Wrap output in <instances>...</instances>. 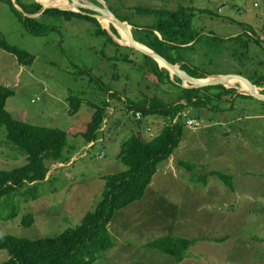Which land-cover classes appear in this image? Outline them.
I'll use <instances>...</instances> for the list:
<instances>
[{
	"label": "rangeland",
	"instance_id": "obj_1",
	"mask_svg": "<svg viewBox=\"0 0 264 264\" xmlns=\"http://www.w3.org/2000/svg\"><path fill=\"white\" fill-rule=\"evenodd\" d=\"M47 1L50 0H43ZM95 1L97 5L74 0V6L80 9L83 5H96L126 19L137 29H147L156 21L153 15L138 14L139 9L190 8L195 12L192 25L200 38L193 49L179 52L190 62L188 72L202 77L264 75V0ZM199 10L206 11L200 14ZM49 21L57 31L33 36L0 1V38L34 58L30 65L22 66L13 55L0 49V85L14 93L6 102V112L24 114L25 121L35 127L64 131L84 129L95 105L107 103L114 114L108 117L106 131L92 146H86L80 136L68 137L64 153L73 147L69 155L75 159L67 165L51 164L47 181L37 190L32 189L37 195L35 199H14L16 217L0 220V237L37 239L77 226L99 200L104 186L102 178L126 170L118 155L124 142L137 134L138 124L145 120L136 122L120 99L138 104L157 97L176 104L181 95L177 84L158 83L151 64L142 63L139 53L116 48L106 37L97 35L92 21ZM106 23L102 26L111 32ZM124 24L131 36L138 38L139 33L132 32L134 28L127 22ZM248 28L254 34L248 40L257 39L260 47L253 43H248V49L240 47L243 38L248 37L242 33ZM241 34L243 40L236 39ZM116 40L123 45L120 36ZM126 56L130 58L128 63L123 61ZM111 57L116 59L110 60ZM226 87L239 88V83ZM109 88L115 95L107 93ZM263 89L254 91L261 94ZM76 99L81 105L72 116L67 111ZM230 100L219 107L228 110L232 104L231 111L211 113L210 120L197 119L199 126L195 130L185 127L171 156V167L170 160L160 164L142 200L116 212L109 226L114 247L99 255L94 264H264V105L251 98ZM151 118L159 122V127L151 135L141 130L144 140L158 135L168 123L158 116L146 120ZM189 118L186 113L181 119L184 126ZM5 134L1 127L0 170L24 165L25 157L6 143ZM179 162L195 165L196 174L181 168ZM209 172L230 176L232 186L217 177H209L207 185L194 181L196 175ZM27 214L32 215L33 223L24 228L21 221ZM186 223L190 228L201 227L195 233L186 232L181 228ZM164 235L194 240L182 261L175 262L174 257L147 247V243ZM115 247L122 253L119 259L109 253ZM126 253L128 257H122ZM7 259V252L0 251V263Z\"/></svg>",
	"mask_w": 264,
	"mask_h": 264
},
{
	"label": "trees",
	"instance_id": "obj_2",
	"mask_svg": "<svg viewBox=\"0 0 264 264\" xmlns=\"http://www.w3.org/2000/svg\"><path fill=\"white\" fill-rule=\"evenodd\" d=\"M0 1L9 7L22 27L33 36L41 37L57 31L56 26L51 24L49 20L86 19L96 25L97 35L106 37L108 43L116 48H121V45L109 36V32L97 20L87 15L47 9L39 17L31 18L27 16L38 15L42 11V6L34 0H15L14 3L12 0ZM88 1L98 4L95 0ZM42 3L44 4V2ZM15 5L22 12L18 11ZM80 10L90 14L94 13L91 10ZM205 11L199 10L198 13L202 14ZM137 13L144 16L153 15L156 21L153 26L147 29H137L126 19L116 16L118 20L123 23L127 22L132 29L134 28L137 31L135 32L133 29L132 32L139 33V36L137 35L138 38L132 35L135 42L154 51L170 64L178 65L182 71L193 78L206 79L210 77L196 76L195 73L188 72L190 62L185 60L184 56L179 53L184 49H193L200 38L199 33L192 25L195 16L194 10L182 6L175 11L139 9ZM248 29H244L242 33L248 36L247 38L244 37L243 40L242 34L236 37V39L243 40L240 47L248 49V43H253L260 47L261 43L257 39L248 40L249 37L252 38L254 36L250 32L251 29ZM110 30L117 37V32L111 25ZM0 49L13 55L18 64L22 66L30 65L34 60L26 51L8 45L2 38H0ZM136 52L146 62L148 61L151 64L150 70L158 80V83L169 81L170 75L166 69L160 68L147 55ZM128 57L123 58L124 63L130 62ZM111 59L115 60L116 57H111ZM245 78L256 88H264V75ZM174 81L175 84H181V81L176 77H174ZM179 89L181 95L177 97L176 104L174 102L165 103L157 97L143 99L138 104H131L127 101V111L136 122H141L150 116H158L168 120V123L162 127L158 135L149 141L142 139V136L137 133L124 142L118 159L126 167V170L102 178L104 186H102L103 190L99 200L92 211L83 215L77 226L68 228L58 235L37 239L13 236L0 237V251H6L8 254V259L0 264H94L99 255L114 246L109 226L116 212L142 200L148 188L147 186L151 184L153 178L158 174L159 165L169 160L178 147L185 129L184 124L181 122L185 114H191L192 109H203L208 111V116L206 118L203 115L202 120H210L211 113L225 114L228 110L231 111L233 109L232 104L228 110L221 109L219 107L220 103H229L230 99L238 97L251 98L244 95H236L234 89H226L222 86L192 89L179 86ZM107 90L109 94L110 88ZM261 94L264 95V89ZM13 95L14 93L10 88L0 85V128L3 127L5 129L6 143L21 156L25 157L26 163L10 170H0L1 221L13 220L16 217V209L12 207L16 197L24 196L26 199H35L37 197L36 194L32 193V189H36L41 183L45 182L51 164L62 165L71 161L72 156L69 154L73 147L70 146L66 150L67 154L64 153L68 145L67 139L69 136H80L86 146L93 144L97 141L99 135L103 133L102 128L108 118V105L106 103L101 106H94L91 119L85 123V128L80 131L35 127L25 121L24 114H8L6 112V102ZM109 95H115V92ZM255 101L264 105L262 102ZM80 105L79 99L71 102V109L67 113L73 116L79 110ZM135 113H140L141 119L137 120ZM143 122L138 124V126H141ZM179 165L184 170L187 168L194 172L193 175L196 174L195 170L197 167L195 165L184 162H179ZM196 176L194 181L200 180V185H207L209 177H217L227 186H232L231 177L223 173L209 172L208 174L205 173V175L198 174ZM5 209L7 210L6 214L1 216ZM32 223L33 217L31 214L22 217L21 225L24 228H29ZM193 242L194 240L172 238L164 235V237L147 243V247L172 256L175 258V262H180L184 253Z\"/></svg>",
	"mask_w": 264,
	"mask_h": 264
},
{
	"label": "water",
	"instance_id": "obj_3",
	"mask_svg": "<svg viewBox=\"0 0 264 264\" xmlns=\"http://www.w3.org/2000/svg\"><path fill=\"white\" fill-rule=\"evenodd\" d=\"M34 1L42 6V11L38 15H34V16L26 15L27 17L37 18L47 9H57L61 11H70L74 13H80L83 15H87L97 20L101 26H102L101 21H107L108 25L109 26L111 25L115 30H116V27L120 28L122 31H124L125 36H127L129 40V45H127L126 47H130L135 51H138V52H141L142 54L147 55L148 57L153 59L158 65L159 63L164 64L163 68L166 69L171 76H174L181 81L180 86L182 88L192 89V88H203V87H212V86H222L224 88H227L225 86L226 81L229 78H233V79H237L240 82L244 83L248 90L247 92H245V91H241L238 87L230 88L236 91V95L248 96L259 102L264 103V95L259 94L258 92H254V88L256 87L253 86L248 79L240 75H217V76H210L206 79H196V78L189 76L186 72L182 71L178 65L170 64L168 61H166L164 58L159 56L154 51L135 42L132 36L130 35V32L128 30L129 28H127L123 22L115 18V16L112 13H110V11L105 10L104 8L95 7L96 5L92 7L83 5L82 8L80 7V9L91 10L94 12L93 14H90V13L82 12L80 9H76L74 6L75 5L74 0H67L68 1L67 7L53 5V4H43L39 0H34ZM12 2L14 3L15 0H12ZM15 7L18 11L22 12V10L18 6L15 5ZM104 29L107 30L108 28H104ZM109 34H110V37H113L111 33ZM114 41L118 43L119 45H121L115 38H114ZM203 115H205V117L207 118L208 111L203 110V109H192L190 117H193L194 119H203Z\"/></svg>",
	"mask_w": 264,
	"mask_h": 264
},
{
	"label": "crops",
	"instance_id": "obj_4",
	"mask_svg": "<svg viewBox=\"0 0 264 264\" xmlns=\"http://www.w3.org/2000/svg\"><path fill=\"white\" fill-rule=\"evenodd\" d=\"M48 2V1H47ZM109 32V31H108ZM109 33H111V32H109ZM113 35V34H112ZM110 36V35H109ZM157 36H158V34H157ZM114 37V36H113ZM112 37V39L114 40V38L116 39V37H114L113 38ZM127 49L126 48V46H123V45H121V48H119V49ZM130 59V58H129ZM142 63H146V61L142 58ZM147 64V63H146ZM170 75V74H169ZM113 79V77L111 76V80ZM165 82H167V83H171V82H173V83H175V81H174V76H171L170 75V78H169V81H165ZM178 85V87L180 86V84H177ZM181 87V86H180ZM182 88V87H181ZM257 89H260V88H257ZM113 90H111L110 89V91H109V94H113ZM121 100V102H124L125 103V105L127 104V99H123V98H121L120 99ZM129 102V101H128ZM108 117L109 116H111V115H113L114 114V112H113V110L110 108V106H108ZM108 119V118H107ZM107 119L105 120V125H104V127L102 128V130H103V133L106 131V129H107V124H108V122H107ZM148 119V118H147ZM159 122H157V121H155V119H153V118H151L150 120H144V122H143V124L141 125V126H138V129H137V133L138 134H140L141 136H142V132H141V130H145L148 134H150L151 132H153L157 127H159V126H157V124H158ZM147 129H149L150 130V132L147 130ZM161 131V130H160ZM159 131V132H160ZM151 135V134H150ZM153 138V137H152ZM151 138V139H152ZM150 139V140H151ZM146 141H149V140H146ZM93 144H89V145H87L88 147H90V146H92ZM172 158V157H171ZM171 158L169 159L170 161H169V167H171V164H172V161L173 160H171ZM75 159V157L72 155V158H71V161L72 160H74ZM70 161V162H71ZM69 162V163H70ZM69 163H67V164H69ZM66 164V165H67ZM60 166H62V165H60ZM172 169V168H171ZM188 224H190L189 222H188ZM193 225H196V223H194ZM198 226V227H197ZM197 226H194L193 228H190L188 225H187V223L185 224V225H183V226H181V228H184V229H187L188 231H186V232H193V233H195V231L199 228V227H201L200 225H197ZM185 232V233H186ZM216 240H212L211 242H215ZM114 247V246H113ZM109 253H111V255L112 256H114V257H117L118 259H119V254H122V253H120V250H118L116 247L111 251V252H109ZM113 253V254H112ZM128 254L129 253H126V254H123V256L122 257H128ZM121 257V256H120Z\"/></svg>",
	"mask_w": 264,
	"mask_h": 264
},
{
	"label": "bare ground",
	"instance_id": "obj_5",
	"mask_svg": "<svg viewBox=\"0 0 264 264\" xmlns=\"http://www.w3.org/2000/svg\"><path fill=\"white\" fill-rule=\"evenodd\" d=\"M39 1H40V2H43V0H39ZM67 2H68V1H65V0H50V1H48V2H44V4H53V5H58V6H63V7H65V6H68ZM106 22H107V21H101L102 25H104V26H106V24H107ZM116 30H117V33H119V34H117V35L120 36V37L122 38V40H120V42H121L123 45H125V46L129 45V40L127 39V37L121 35V34L124 33V31H122V30H121L120 28H118V27H116ZM159 66H160V67H164V64L159 63ZM235 82L239 83V89H240L241 91H245V92L248 91V90H247V87H246V85H245L244 83L240 82V81L237 80V79H233V78H229V79L226 81L225 86L228 85V84H229L230 86H232ZM254 92H255V91H254Z\"/></svg>",
	"mask_w": 264,
	"mask_h": 264
},
{
	"label": "built area",
	"instance_id": "obj_6",
	"mask_svg": "<svg viewBox=\"0 0 264 264\" xmlns=\"http://www.w3.org/2000/svg\"><path fill=\"white\" fill-rule=\"evenodd\" d=\"M32 103H35V101H33ZM135 117L137 120L141 119V114L140 113H135ZM199 126L198 120L192 118H189L186 123H185V127L195 130L197 127ZM149 131V129H147Z\"/></svg>",
	"mask_w": 264,
	"mask_h": 264
},
{
	"label": "clouds",
	"instance_id": "obj_7",
	"mask_svg": "<svg viewBox=\"0 0 264 264\" xmlns=\"http://www.w3.org/2000/svg\"><path fill=\"white\" fill-rule=\"evenodd\" d=\"M116 18V17H115ZM141 45V44H140ZM145 47V46H144ZM190 118H192V117H190ZM202 120V119H201ZM103 131V130H102ZM149 132H150V130H149ZM99 158H101V156H99Z\"/></svg>",
	"mask_w": 264,
	"mask_h": 264
}]
</instances>
